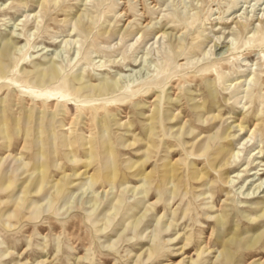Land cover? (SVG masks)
<instances>
[{"label":"rangeland","instance_id":"1","mask_svg":"<svg viewBox=\"0 0 264 264\" xmlns=\"http://www.w3.org/2000/svg\"><path fill=\"white\" fill-rule=\"evenodd\" d=\"M252 172L264 0H0V264H264Z\"/></svg>","mask_w":264,"mask_h":264},{"label":"bare ground","instance_id":"2","mask_svg":"<svg viewBox=\"0 0 264 264\" xmlns=\"http://www.w3.org/2000/svg\"><path fill=\"white\" fill-rule=\"evenodd\" d=\"M51 71V70H50ZM58 74V71L56 68H54L52 70L51 75L53 74ZM96 92L100 95V96H106L110 95V93L113 92L114 89H112V86L109 85L108 83H101L98 87H96ZM26 91H30L39 94V97H46L47 94L43 91H35L34 89H30V90H26ZM49 99H51L52 101H58V102H65L67 100H65V97H63L62 95L58 94L57 97L56 95L50 94ZM238 155V154H237ZM236 156V152L232 149L227 150L225 152L222 153V157H220L217 166L219 170H225L227 167L231 166L232 164H234L235 161H233V159ZM233 161V162H232ZM258 171V170H257ZM34 173H37L36 177L31 181L30 186L24 188V190L22 191V197L19 198V201L17 203V209L19 211V208H23L25 205H28L29 203H35V198H39L41 195H43L44 193H46L48 190L49 191H53L52 195L53 196H59L63 193L64 191V186L61 184L62 182H59L57 185H51L50 187H48V185H50V182H47V169L44 166H40L38 167L35 172L33 171L32 175ZM250 176H258L257 179H254L255 177L252 178L253 182H258L259 184L262 183L264 180V174L262 173H255L252 172L250 174ZM237 177H240L239 174L237 175ZM146 178V177H145ZM69 180V179H68ZM71 183V182H70ZM93 183L90 182L88 185L87 189H91V185ZM257 184V183H256ZM258 184V186H259ZM262 185V184H261ZM257 186L258 188L256 189V191L253 193L252 191H250L247 194V197H243L244 200H253L255 198L260 197L259 195H256V193H258V191H260L263 187L262 186ZM63 186V187H62ZM253 186V183L252 185ZM12 188V183H8V185L6 186V190H9ZM86 192H84L85 194ZM260 193V192H259ZM262 193H264V190L262 191ZM254 194V195H251ZM32 195H36V197H32ZM34 199V200H33ZM52 203L51 201H49V208L52 207ZM29 204V205H30ZM37 214L39 215V210L37 211ZM260 240V237H257L255 239H253L250 243V247H254L258 244Z\"/></svg>","mask_w":264,"mask_h":264}]
</instances>
